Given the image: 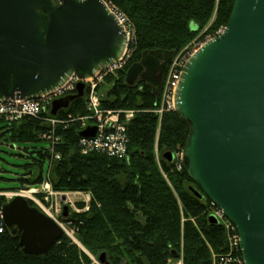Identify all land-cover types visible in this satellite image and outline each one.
<instances>
[{
    "label": "water",
    "instance_id": "water-1",
    "mask_svg": "<svg viewBox=\"0 0 264 264\" xmlns=\"http://www.w3.org/2000/svg\"><path fill=\"white\" fill-rule=\"evenodd\" d=\"M126 46V33L102 0H0V102L40 97L73 73L88 79L120 59ZM172 57L143 52L125 73V84L143 81L158 96ZM83 89L78 84L75 95L53 102L51 116L81 98ZM174 112L190 129L182 150L196 187L190 191L235 227L243 264H264V0L233 1L223 33L184 65ZM95 132L87 128L80 137ZM163 159L170 163L173 155ZM67 211L64 206L63 218ZM2 214L24 255L45 256L64 236L20 197ZM209 223L217 221L210 217Z\"/></svg>",
    "mask_w": 264,
    "mask_h": 264
},
{
    "label": "trees",
    "instance_id": "trees-1",
    "mask_svg": "<svg viewBox=\"0 0 264 264\" xmlns=\"http://www.w3.org/2000/svg\"><path fill=\"white\" fill-rule=\"evenodd\" d=\"M233 1L107 0L124 15L135 37L124 69L105 77L102 98L105 110L135 112L125 134L128 160L80 153L77 144L84 130L75 119L88 112L85 97L75 99L57 116L63 122L55 133L59 143L54 153L59 160H53L47 149L34 150L18 181L21 186L39 185L48 166L53 191L89 196L87 210L85 203H78L80 212L67 214L68 229L86 254L64 235L47 255L27 256L18 235L13 237L5 229L0 234V264H92L89 255L100 264H167L180 256L183 264H211L213 255L229 252L225 229L209 223L208 208L214 207L190 191L193 183L184 166L177 171L163 157L159 166L156 162V153L183 150L189 125L175 112L158 116L159 97L143 81L127 86L125 72L143 52L177 54L206 27L207 33L225 27ZM49 128L38 119L23 118L5 124L3 136L16 144L48 145L40 137Z\"/></svg>",
    "mask_w": 264,
    "mask_h": 264
},
{
    "label": "built area",
    "instance_id": "built-area-1",
    "mask_svg": "<svg viewBox=\"0 0 264 264\" xmlns=\"http://www.w3.org/2000/svg\"><path fill=\"white\" fill-rule=\"evenodd\" d=\"M60 1V0H57ZM110 12L114 14L119 25L127 34L128 49L124 53L123 57L115 62L112 66L104 68L96 72V74L87 80L81 79L79 76L73 74L61 87L42 95L31 101H6L0 102V123L11 124L22 120L23 118H33L45 122L49 125L47 133L41 135V139L49 144V152L52 158L57 160L58 155H54V149L59 143V138L55 136L56 127L60 125L61 120L57 118H51L49 116L48 107L52 101L58 100L65 95H71L75 91V87L79 83L85 85V103L86 109L89 115L86 118L79 119L81 127H85V123L90 122L91 126L96 128V134L94 138H81L78 141V147L81 154H100L110 158L118 160H125L127 158V140L126 129L129 121L133 118L135 112L133 111H110L101 108V96L97 92L98 85L102 82L104 77L112 75L126 66L132 50L131 46L134 44V31L132 30L127 19L118 12L107 0H103ZM212 40V39H211ZM210 41V40H209ZM208 42V41H207ZM188 58L183 61L173 59L168 66L165 78L160 88L159 94V109L155 111L158 116H161L165 112L173 111L174 109V96L180 80L182 69L187 62ZM180 167L178 166V169ZM10 196V199L14 197H22L33 203L49 218L57 222L58 209L54 203L58 204L59 194L54 193L48 178L44 179L42 183L26 191L18 190L14 194L0 193V198H5L6 195ZM53 200V201H52ZM0 202V234L4 233L5 225L2 216V206ZM213 207V206H212ZM215 209L216 215L223 218L221 211ZM219 224V223H218ZM234 234H230L227 228H223L227 234L228 241V253L225 255L212 256L211 264H242L239 249V238L235 228L228 222ZM238 254V255H237ZM224 259V260H223Z\"/></svg>",
    "mask_w": 264,
    "mask_h": 264
},
{
    "label": "rangeland",
    "instance_id": "rangeland-1",
    "mask_svg": "<svg viewBox=\"0 0 264 264\" xmlns=\"http://www.w3.org/2000/svg\"><path fill=\"white\" fill-rule=\"evenodd\" d=\"M214 19H215V11H214V13L212 15V19L208 25L209 27H210V24L214 21ZM207 30H208V27L203 29L199 33V35L196 37V39H194L185 49H183L182 51H180L177 54H174L173 58H175L179 61H183L186 58L189 59L199 49V47H201L204 43H206L207 41L214 39V38L218 37L219 35H221V33L224 30V27L218 28V30H216V32H208L207 33ZM103 83L101 84L103 87V90L100 93L102 96L104 95V97H105V93H106L105 88H107V86H104ZM98 87H99V85H98ZM70 96H72V95H65L61 98H58V100H61V99H64V98H67ZM158 97H160L159 93H158ZM58 100H55V101H58ZM55 101H52V103L48 107L49 114L51 111L52 104ZM71 103L69 104L68 108L61 109V110L57 111L56 116H52V117L57 118L58 114H60L61 112L67 111L69 109ZM50 116H51V114H50ZM86 117L87 116L80 117V118H77L75 120L79 121V119L86 118ZM57 119H59V118H57ZM59 120H61V119H59ZM4 126H5V124H0V193H10L12 191H17V190L26 191L27 189H31L33 186H31V187H27L25 185L21 186V184L18 180L24 174L23 167L25 165L31 163V160L28 159V157L30 156L29 153L33 152L34 150L47 149L48 145L46 143H43V142L39 143V144H16V143H13L8 139V137L3 136ZM84 126H90L91 127V123L88 122V124H87V122H86ZM54 151H55V149H54ZM169 153H171L174 156L173 161L170 162V164H172L173 167L177 171H180L182 169V166H184L183 159L181 157L182 150L177 151V152H169ZM49 154L51 155V153H49ZM53 154L57 155L55 153H53ZM82 155H84V154H82ZM52 156L53 155H51V157ZM155 157H156V162L159 166V160L163 157V155H158L156 153ZM59 158L57 160H59ZM126 160H128V152H127V158L125 159V161ZM164 161L166 162V160H164ZM178 166L180 167L179 169H178ZM47 169H48V166H46L44 169L43 177L46 176ZM191 187L196 188L194 186V184H192ZM14 193L15 192H12V194H14ZM58 193L60 195L64 194L66 196V200L64 203H61V200H59L58 204L57 203L55 204L54 201L52 200L53 206L56 205V208L58 209V213H59L58 217H57L58 218L57 223L59 225H61L62 228L65 230L66 237H68L74 244H76L78 246V248L82 252H84L86 254L84 249L76 241L73 232L69 231V229H68V223H67L68 215H66V217L63 218L62 214H63V207L64 206L68 208L67 214L71 215L73 213H79L80 211L77 209L76 205L78 203H83L82 202L83 199H86V202H85L86 207L84 208V211L87 210L89 198L84 197L85 196L84 194H76V193L72 194V193H60V192H58ZM1 200H2V202H9L11 199H10V196L7 194L6 197L2 198ZM29 206L34 207V205L31 202H29ZM208 213L210 216L216 217V220L219 223L218 225H221L224 228H227L228 232L230 233V234H228V236H231V234H234L235 231H232L233 229L231 230V227L228 225L227 220L218 217L216 215L214 208H208ZM89 258L91 259L92 264H100L99 262L94 260L93 257H90V255H89ZM167 264H182V263L180 262V260H174V261L169 260Z\"/></svg>",
    "mask_w": 264,
    "mask_h": 264
},
{
    "label": "crops",
    "instance_id": "crops-1",
    "mask_svg": "<svg viewBox=\"0 0 264 264\" xmlns=\"http://www.w3.org/2000/svg\"><path fill=\"white\" fill-rule=\"evenodd\" d=\"M84 197H88V196L85 195ZM88 198H89V197H88ZM85 201H86V199H83V200H82V202H85Z\"/></svg>",
    "mask_w": 264,
    "mask_h": 264
},
{
    "label": "flooded vegetation",
    "instance_id": "flooded-vegetation-1",
    "mask_svg": "<svg viewBox=\"0 0 264 264\" xmlns=\"http://www.w3.org/2000/svg\"><path fill=\"white\" fill-rule=\"evenodd\" d=\"M139 82V81H138Z\"/></svg>",
    "mask_w": 264,
    "mask_h": 264
}]
</instances>
